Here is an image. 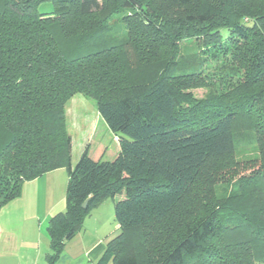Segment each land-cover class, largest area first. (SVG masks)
Listing matches in <instances>:
<instances>
[{"label": "trees", "instance_id": "16d2710c", "mask_svg": "<svg viewBox=\"0 0 264 264\" xmlns=\"http://www.w3.org/2000/svg\"><path fill=\"white\" fill-rule=\"evenodd\" d=\"M192 38L229 63L227 91L196 99L201 72L169 73ZM75 95L95 102L117 152L88 140L72 165ZM241 131L259 155L246 174L228 161ZM61 168L48 264L108 198L119 234L97 264H264V0H0V210ZM217 184L235 188L219 199Z\"/></svg>", "mask_w": 264, "mask_h": 264}, {"label": "crops", "instance_id": "0c3cea01", "mask_svg": "<svg viewBox=\"0 0 264 264\" xmlns=\"http://www.w3.org/2000/svg\"><path fill=\"white\" fill-rule=\"evenodd\" d=\"M87 108L86 102L79 99L74 100L71 106L77 119V127L87 130V133L92 134L93 132L92 135L85 137L75 158V143L70 136L72 165L78 161L83 151V144L96 133L99 125L102 128L105 125L97 110L90 119L86 118ZM72 117L75 120V117ZM105 129L107 127L104 128V133H107L109 130ZM113 142L114 145L111 147L103 145L117 152L119 146L114 135ZM66 185V170L57 169L35 180L25 182L20 196L2 207L0 210V264H48L47 255L50 253L47 233L48 221L56 214L64 212ZM106 200H103L95 209H101L100 207L105 204L104 212L110 213L114 203H108ZM88 235L89 239H87ZM103 236H105L104 239ZM106 236L103 234L97 236L94 231L85 227L83 232H78L73 239L66 242L63 252L55 264H97L104 251ZM91 238L92 240H90Z\"/></svg>", "mask_w": 264, "mask_h": 264}, {"label": "rangeland", "instance_id": "374dc122", "mask_svg": "<svg viewBox=\"0 0 264 264\" xmlns=\"http://www.w3.org/2000/svg\"><path fill=\"white\" fill-rule=\"evenodd\" d=\"M52 9L53 6L50 2H44L38 6V10L40 12H50L52 11ZM126 13L127 12H123V14L121 13L117 15L108 23V27L110 28L111 33L109 36H111L112 38L125 37L126 30L124 24L121 21V18ZM200 52V42L194 38L185 39L178 42V54L173 60L174 65L173 67H171V71L169 73L173 77H177L179 75H185L191 72H201L208 86L196 88L190 91L196 99H203L209 94H220L223 91H227L228 88L226 87L229 84L228 82L236 80V77H231L227 73L229 67L226 68V66L229 65V63L224 62L222 58L214 60L208 55L200 54ZM166 55L167 52L165 54V57L167 58ZM76 99L84 100V102H86V105L88 107L86 109V118L89 117L90 119V117L92 115L94 116L96 112L95 102L90 98L84 97L83 95H76L73 99H70L66 105L65 115L67 132L74 139L75 143L74 158L80 151L85 137H88L91 134L90 132L87 133V130L79 129V127H77L76 125L77 119L74 115V112H72L71 110V106L74 100L76 101ZM72 116L75 117V120H73ZM103 126L104 127L102 128V126L99 125L96 133L88 139L93 141L92 149L94 148V142L96 141L105 145H110V147L114 145L113 135L109 131H107V133H104V128H106V125ZM88 140L85 142V144H83V148L87 144ZM234 143V153L228 158V161L233 162L234 164H239L240 167H238V170L242 172V174H244L249 169L250 165H253L254 161L259 158L254 133L250 131L238 132L235 134ZM241 167L244 168L241 169ZM234 188L235 187L233 186V184H217L216 186H214V194L217 198L222 199L223 197L225 198ZM106 202L109 203L113 201L108 198ZM112 206L113 210H111V212L107 214L104 212V210H106L105 204L100 207L101 209H94L88 212L84 216V223L82 221L83 226L79 232H83V229L87 227L88 230L90 229L91 231H94L97 236H102V234L107 235L106 241L104 243V245H106L107 241L113 239L119 234V229L117 228V224L114 219V205L112 204ZM235 219L236 217L232 216V220ZM104 237L105 236H103V239ZM87 239H89V235ZM90 240H92V238Z\"/></svg>", "mask_w": 264, "mask_h": 264}, {"label": "water", "instance_id": "95a60500", "mask_svg": "<svg viewBox=\"0 0 264 264\" xmlns=\"http://www.w3.org/2000/svg\"><path fill=\"white\" fill-rule=\"evenodd\" d=\"M86 203H87V202H84V204L82 205V207H83V208H85V206H86Z\"/></svg>", "mask_w": 264, "mask_h": 264}]
</instances>
